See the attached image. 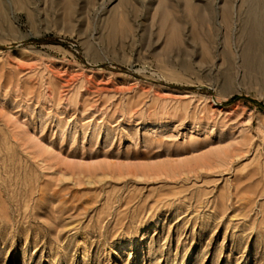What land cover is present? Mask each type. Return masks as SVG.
I'll return each instance as SVG.
<instances>
[{"label": "rangeland", "instance_id": "rangeland-1", "mask_svg": "<svg viewBox=\"0 0 264 264\" xmlns=\"http://www.w3.org/2000/svg\"><path fill=\"white\" fill-rule=\"evenodd\" d=\"M0 1V264H264L250 0Z\"/></svg>", "mask_w": 264, "mask_h": 264}, {"label": "bare ground", "instance_id": "bare-ground-1", "mask_svg": "<svg viewBox=\"0 0 264 264\" xmlns=\"http://www.w3.org/2000/svg\"><path fill=\"white\" fill-rule=\"evenodd\" d=\"M4 2H5V0H3ZM10 1H12V0H10ZM15 2H17V5H19V2H21L20 0H14ZM89 1H91L92 2V4H94L95 3V0H89ZM120 1L121 0H119V2L118 3H120ZM187 1V0H186ZM198 1V0H197ZM202 1H204V0H202ZM206 1V0H205ZM25 2H26V0H25ZM28 2V1H27ZM27 2H26V5H27ZM71 0H67V2H65V5H64V7L66 8V9H71ZM175 2V1H174ZM176 2H179V1H177L176 0ZM175 2V3H176ZM199 2V1H198ZM207 2L208 1H206V6H204L205 8H206V14H204V15H206V22H207V24H210V22H211V20H212V18L213 17H217V15H218V17H219V19H220V22L221 23H223V24H225V26H228L230 23H231V21H232V15H233V4H232V0H221V3H220V5H219V9H218V12L217 13H215L216 12V10H217V8H216V10H215V6L211 3H208L207 4ZM212 2H213V0H212ZM220 2V1H219ZM218 2V3H219ZM6 3V2H5ZM9 3V2H8ZM12 3H13V1H12ZM22 3V2H21ZM24 3V2H23ZM159 3H162V2H159V0H158V4ZM166 3V2H165ZM174 3V4H175ZM188 3H189V6H190V9H188V7H187V9L189 10V11H191L192 12V14H193V16L195 17V18H197V21H198V19H200L201 18V14L199 13V5H198V3H195L194 2V0H188ZM204 3V2H203ZM214 3V2H213ZM25 4V3H24ZM31 4V3H30ZM172 4V3H171ZM177 4H179V3H177ZM216 4V3H215ZM12 5V4H11ZM10 5V6H11ZM23 5V4H22ZM22 5L20 4V6H21V8L20 9H22ZM32 5V4H31ZM122 5H130V7H131V9L133 10L134 9V6H133V0H122ZM187 5V4H186ZM249 7H248V10H247V13H246V16H245V18H246V21L244 22V24L245 25H243V27H242V29H240L241 30V36L244 38V46H243V44H242V47L244 48V53L245 54H243L244 55V57H245V62H247L248 64H245V67H246V65H249V66H251L252 68H253V70H255V72H259V74L260 75H262V76H264V0H250L249 1ZM0 6H4L3 5V2L2 1H0ZM29 6V5H28ZM118 6V5H117ZM116 6V7H117ZM119 6H121V5H119ZM160 6H162V4L160 5ZM169 7H170V5H168ZM176 6V5H175ZM179 6V5H178ZM239 6V5H238ZM243 6V5H242ZM9 7V6H8ZM7 7V5H6V8H8ZM164 7H166V6H164ZM202 7V6H201ZM200 7V8H201ZM217 7V6H216ZM5 8V7H4ZM33 8V7H32ZM124 8V7H123ZM203 8V7H202ZM12 9H13V7H12ZM11 9V10H12ZM27 9V8H26ZM162 9V10H161ZM182 9H183V7H182ZM239 9V7L237 8V10ZM2 9H0V11H1ZM115 10V9H114ZM114 10H113V12H114ZM119 9H117V11H118ZM122 10V9H121ZM132 10H131V12H132ZM215 10V11H214ZM9 11V10H8ZM15 11V10H14ZM34 11V10H33ZM160 11H161V18H162V20L163 19H165V17H168L169 16V11L170 10H168L167 11V9L166 8H161L160 7ZM174 11V10H173ZM189 11L188 12H186V13H189ZM240 11H241V9H240ZM3 12V11H2ZM7 12V11H6ZM178 12V11H177ZM204 12V11H203ZM233 12V13H232ZM3 13H5V12H3ZM27 13V12H26ZM160 13V12H159ZM158 13V14H159ZM201 13H202V10H201ZM214 13V14H213ZM244 13V12H243ZM0 14H1V12H0ZM32 14V13H31ZM119 14H120V12H119ZM171 14H172V9H171ZM182 14H183V12H182ZM191 14V15H192ZM217 14V15H216ZM238 14V13H237ZM237 14H236V16H237ZM28 15H29V13H28ZM34 15V14H33ZM112 15L113 16H111V17H114V14L112 13ZM115 15H117V14H115ZM245 15V14H244ZM2 16L4 17V15L2 14ZM171 16V15H170ZM172 16H173V14H172ZM171 16V21H170V31H174V33L176 32L175 31V28L177 27V23H176V20H175V18H173ZM175 16V15H174ZM176 16H178V15H176ZM187 16V15H186ZM189 16V15H188ZM235 16V14L233 15V17ZM181 17H182V15H181ZM214 18V19H215ZM31 19V18H30ZM108 19H110V16H109V18ZM107 19V20H108ZM112 19V18H111ZM110 19V20H111ZM115 19H116V17H115ZM190 19V18H189ZM189 19H186V20H189ZM110 20H108V21H110ZM113 20V19H112ZM111 20V21H112ZM117 20V19H116ZM185 20V21H186ZM216 21H217V19H215ZM108 21H106V23L108 22ZM184 21V20H183ZM184 21V22H185ZM191 21H193V20H191ZM191 21H188L189 23H191ZM214 21V20H213ZM113 22V21H112ZM108 23V24H113V23ZM180 22H181V20H180ZM199 22V21H198ZM200 22H202L201 20H200ZM199 22V23H200ZM205 22V23H206ZM117 23V22H116ZM115 23V24H116ZM193 23V22H192ZM191 23V24H192ZM204 23V22H203ZM218 23V22H217ZM201 24V23H200ZM110 25H109V27H110ZM108 26V25H107ZM117 26H118V23H117ZM194 26V25H193ZM214 26V25H213ZM212 26V27H213ZM230 27V26H229ZM203 28V27H202ZM214 28V27H213ZM114 29H115V27H114ZM181 29H182V27H181ZM193 29V28H192ZM211 29V28H210ZM215 29H217V28H215ZM180 30V29H179ZM207 30V29H206ZM205 30V31H206ZM211 31H213V30H211ZM181 32V31H180ZM207 33V32H206ZM209 33V32H208ZM202 34V33H201ZM216 34V33H215ZM176 35V34H175ZM210 35V34H209ZM168 36H170V35H168ZM240 36V35H239ZM172 37V36H171ZM212 36H210V38H211ZM207 38H209V36L207 37ZM242 51V50H241ZM242 55V56H243ZM244 59V58H243ZM242 59V60H243ZM244 65V64H243ZM248 66V67H249ZM248 69V68H247ZM253 73V72H252ZM251 76V75H250ZM257 76V75H256ZM252 77H254V76H252ZM262 79V78H261ZM256 79H255V77H254V81H255ZM258 80V79H257ZM158 131H160V130H162L163 129V125H161V124H159L158 125ZM87 129H89L90 130V134L91 135H93V136H95V135H97L98 133H99V131L101 130L100 129V126L98 125V126H96V125H93V124H90V123H88L87 124ZM74 130V127L72 128V131ZM144 132H150V130H149V128H145L144 130H143ZM111 132V130L110 129H108V128H105L104 129V133H105V136L107 137L108 135H109V133ZM154 132H155V130H154ZM79 164H81V163H79ZM101 164H103L102 166H104V164H105V162L104 163H101ZM107 164V163H106ZM109 164V163H108ZM92 165H94V163L92 162V163H90V164H87V166H92ZM96 165H98V164H96L95 163V166L94 167H96ZM93 167V166H92Z\"/></svg>", "mask_w": 264, "mask_h": 264}, {"label": "trees", "instance_id": "trees-1", "mask_svg": "<svg viewBox=\"0 0 264 264\" xmlns=\"http://www.w3.org/2000/svg\"><path fill=\"white\" fill-rule=\"evenodd\" d=\"M42 40V39H41ZM240 97L239 96H232L231 98H229L226 103H232L234 102L235 100L239 99ZM260 107L264 108V105L263 104H258Z\"/></svg>", "mask_w": 264, "mask_h": 264}]
</instances>
